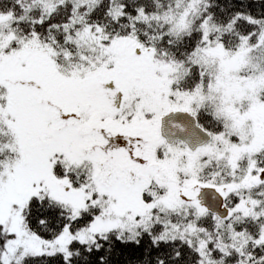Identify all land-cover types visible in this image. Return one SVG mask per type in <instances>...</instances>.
Listing matches in <instances>:
<instances>
[{
	"label": "snow or ice",
	"instance_id": "6c2138e0",
	"mask_svg": "<svg viewBox=\"0 0 264 264\" xmlns=\"http://www.w3.org/2000/svg\"><path fill=\"white\" fill-rule=\"evenodd\" d=\"M0 264H264V0H0Z\"/></svg>",
	"mask_w": 264,
	"mask_h": 264
}]
</instances>
